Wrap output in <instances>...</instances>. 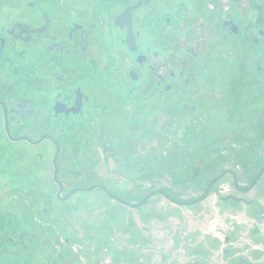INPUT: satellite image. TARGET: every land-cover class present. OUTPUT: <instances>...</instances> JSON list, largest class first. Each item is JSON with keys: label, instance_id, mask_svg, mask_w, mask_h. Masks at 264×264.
<instances>
[{"label": "flooded vegetation", "instance_id": "1", "mask_svg": "<svg viewBox=\"0 0 264 264\" xmlns=\"http://www.w3.org/2000/svg\"><path fill=\"white\" fill-rule=\"evenodd\" d=\"M238 2L0 0V173L12 171L17 159L26 161L27 147L39 149L44 160L51 155L56 200L66 201L75 190L60 183L57 174L76 168L77 148L87 153L95 134L101 150L112 151L115 166L133 172L140 163L135 148L112 131L126 106L131 107L127 117L148 110L153 121L168 124L169 134L177 124L190 135L195 127V137L224 128L213 108L222 62L237 53L238 64H253L255 76L264 75V18L242 16ZM233 110L226 117H233ZM109 132L115 136L105 137ZM44 144L50 147L42 153ZM199 149L220 156L235 150ZM263 170L238 189L250 192ZM217 198L242 200L232 194ZM7 208L0 209V264H28L34 235L17 225L11 204ZM247 215L249 223L239 220L241 213L228 214V233H213V239L221 247L232 245L233 264H264V213ZM241 235L247 238L245 252L235 243Z\"/></svg>", "mask_w": 264, "mask_h": 264}, {"label": "rangeland", "instance_id": "2", "mask_svg": "<svg viewBox=\"0 0 264 264\" xmlns=\"http://www.w3.org/2000/svg\"><path fill=\"white\" fill-rule=\"evenodd\" d=\"M236 5L246 18H264V0ZM234 54L221 64L218 104L213 107L224 128L195 137V127L190 135L178 131L177 124L169 134L168 124L153 121L148 110L127 117L131 107L126 106L112 131L135 148L140 163L133 172L115 166L112 151L101 150L95 134L87 153L77 148L76 168L57 174L60 183L75 190L66 201L56 200L51 155L44 160L39 149L27 147L22 155L26 161L17 159L12 171L0 173V209L11 204L17 225L34 235L28 264H46L48 259L55 264H233L232 245L225 246V254L213 233H228V214L241 213L239 220L249 223L247 213H264V175L250 192L238 189L264 166V75L255 76L253 64L249 70ZM247 82L251 88H244ZM216 146L235 150L220 156L199 149ZM41 147L45 153L50 146ZM207 190V197L198 201ZM228 194L251 202L217 198ZM26 196L35 197L26 203ZM38 198L45 203L34 202ZM241 237L235 243L245 252L247 238Z\"/></svg>", "mask_w": 264, "mask_h": 264}]
</instances>
